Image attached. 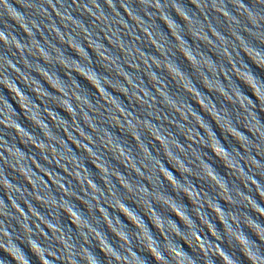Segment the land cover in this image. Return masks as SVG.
<instances>
[{"label":"clouds","instance_id":"9594fccd","mask_svg":"<svg viewBox=\"0 0 264 264\" xmlns=\"http://www.w3.org/2000/svg\"><path fill=\"white\" fill-rule=\"evenodd\" d=\"M258 73L264 0H0V264H264Z\"/></svg>","mask_w":264,"mask_h":264},{"label":"water","instance_id":"95a60500","mask_svg":"<svg viewBox=\"0 0 264 264\" xmlns=\"http://www.w3.org/2000/svg\"><path fill=\"white\" fill-rule=\"evenodd\" d=\"M122 11H123V9H121ZM161 28L166 32L167 31V29L166 28H164V26L163 25H161ZM154 47V46H153ZM259 74V73H258ZM259 75H262V76H264V74H259ZM79 79V78H78ZM81 82V84H82V86H85V87H89V90H92V89H90V86H88L87 84H86V82H84V81H80ZM46 86V85H45ZM47 87V86H46ZM94 91V90H93ZM202 110H203V108H202ZM205 114H207V113H205ZM61 115H64L63 113H61ZM193 119H195V117H193ZM262 119H264V117H262ZM197 127H200V125H199V123L197 122ZM201 131H204V129L203 128H201ZM217 135L219 136V132L217 131ZM67 138V137H66ZM209 139L211 140V137H209ZM189 142H191V141H189ZM223 142V141H222ZM69 143H72V141H70L69 140ZM225 146L227 147V144H225ZM73 147H76V145L75 144H73ZM88 167L90 168V170L91 171H95V169H93L92 167H91V165H88ZM218 170L221 172V174H223V168H222V166H220L219 168H218ZM45 179H48V177L47 176H45ZM49 182H51V181H49ZM222 191V190H221ZM185 202V204L187 205V201L185 200L184 201ZM222 203V206H223V202H221ZM121 219L123 220V217H121ZM217 228L219 229L220 228V225L219 224H217ZM245 231H247V230H245ZM210 239H211V237H210ZM253 239H254V237H253ZM187 250V249H186Z\"/></svg>","mask_w":264,"mask_h":264}]
</instances>
